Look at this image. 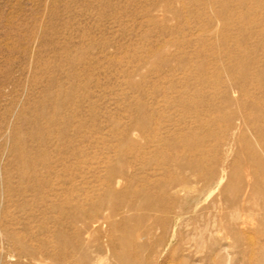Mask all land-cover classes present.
<instances>
[{"label": "rangeland", "instance_id": "obj_1", "mask_svg": "<svg viewBox=\"0 0 264 264\" xmlns=\"http://www.w3.org/2000/svg\"><path fill=\"white\" fill-rule=\"evenodd\" d=\"M263 13L264 0H0V264L37 248L83 264L111 235L148 244L152 224L176 235L174 264H262L264 26L247 23ZM167 176L189 186L183 211L155 220L140 202L129 228L95 224L79 246L68 213L111 188L158 194Z\"/></svg>", "mask_w": 264, "mask_h": 264}, {"label": "bare ground", "instance_id": "obj_2", "mask_svg": "<svg viewBox=\"0 0 264 264\" xmlns=\"http://www.w3.org/2000/svg\"><path fill=\"white\" fill-rule=\"evenodd\" d=\"M258 21L260 22L258 23ZM258 21H254L252 19L247 24H260L264 26V13ZM263 37L264 35H261V38ZM175 144L177 143H174V141L168 142L169 148L174 147ZM185 156V151H182L181 154L177 153L176 156L173 157L175 160V165L173 164L172 167H184L185 165L181 164V159ZM213 160L218 164V166L224 167L222 162L223 159L216 160L214 158ZM165 163L167 165V170L170 169L171 164L169 162ZM187 165L191 166L192 163L186 164V167ZM166 174L168 175V173ZM124 176V173H120V175L110 173L107 183L110 186L115 184L119 185L121 183L120 180L123 179ZM169 176H167V186H165L164 189H160L158 194L147 196L143 189L134 190L133 193L136 194L138 201L136 200L132 202L125 198H115L116 192L113 188H111L109 190L110 192L105 196V198H101L99 202L93 204L90 210L81 214L68 213L67 215L70 216L73 221L80 223V228L76 231V239L79 246L82 247V249L86 248L85 246H87V244L84 242L83 236L88 235L91 237V226L95 224L104 223V227L108 226L109 228H113L118 231L129 228V220L126 214L130 211H135L138 209L140 210L141 207L138 205L140 202H147V208L155 212V220L158 217L163 218L164 216L167 218H172V210L176 208L179 209V207L183 205L181 200L184 199V195L189 191V186L187 183L177 181L176 179ZM163 207H167L168 209L164 211ZM180 209L183 211L185 207L182 206ZM161 212L162 214H160ZM178 212L179 211H175L176 214ZM247 223L248 222L246 220H240L235 223V228L244 231V226ZM177 225L178 224H175L173 229H177ZM141 229L144 231V228ZM146 231L150 233L149 235H152V241H150L148 244L136 242L134 239L121 234L111 235L108 238L110 245L107 244L108 247L106 248L98 246V248L94 250L96 256L89 258L87 257L83 264H100V261L104 259L108 260L109 258H113V264H174V259L171 256H168L166 253L168 252V249L172 243L177 240L176 235L169 234L166 227L157 229V227L153 224L149 227H146ZM57 235L60 236V234ZM179 240L183 241V238H180ZM41 250L42 249L37 248L36 251L33 250L31 252L23 249L24 252L18 254L16 257L19 261H23L26 264H76L73 257L60 258L57 254L59 250H55L49 255L42 253ZM260 252L262 254L259 256L260 261L264 262V247L260 249ZM84 253H87V251H84ZM263 262L262 264H264ZM181 264H184V262L181 261Z\"/></svg>", "mask_w": 264, "mask_h": 264}]
</instances>
